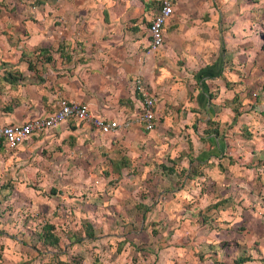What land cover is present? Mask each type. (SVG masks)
<instances>
[{
    "label": "crops",
    "instance_id": "crops-1",
    "mask_svg": "<svg viewBox=\"0 0 264 264\" xmlns=\"http://www.w3.org/2000/svg\"><path fill=\"white\" fill-rule=\"evenodd\" d=\"M157 2L0 0V124L44 116L61 96L85 104L94 116H132L140 109L133 80L140 78L154 97L151 131L133 124L107 136L69 121L42 133V140L53 134L52 139H74L75 146L86 141L109 149L148 138L159 143L164 138L157 137L159 129L172 125L170 140L178 138L179 128L186 129L191 147L185 155L199 163L221 162L228 144L231 169L238 166L239 148L250 160L264 158V0H170L163 45L147 53V25ZM244 105L246 119H240ZM240 138L246 146L233 143ZM195 143L201 149L194 155ZM16 159L1 143L0 165ZM233 195L237 192L231 190L235 201ZM226 202L217 199L212 205L220 209ZM41 231L42 244L57 245L43 243ZM163 246L154 264H164ZM258 251L264 256V244Z\"/></svg>",
    "mask_w": 264,
    "mask_h": 264
},
{
    "label": "rangeland",
    "instance_id": "rangeland-1",
    "mask_svg": "<svg viewBox=\"0 0 264 264\" xmlns=\"http://www.w3.org/2000/svg\"><path fill=\"white\" fill-rule=\"evenodd\" d=\"M241 110L246 119V105ZM185 130L170 140L172 125L162 126L159 143L109 149L40 133L11 149L17 159L0 165V184L10 183L0 198V264H154L163 245L164 264H232L236 256L248 261L239 264H264V158L250 160L239 148L231 169L228 144L221 162L199 163L185 155ZM133 149L139 154L128 155ZM200 149L195 143L193 154ZM44 223L53 225L56 246L38 239ZM84 223L93 227L91 240Z\"/></svg>",
    "mask_w": 264,
    "mask_h": 264
},
{
    "label": "built area",
    "instance_id": "built-area-1",
    "mask_svg": "<svg viewBox=\"0 0 264 264\" xmlns=\"http://www.w3.org/2000/svg\"><path fill=\"white\" fill-rule=\"evenodd\" d=\"M172 14L170 0H158L156 10L147 25L148 44L146 52L158 50L164 42V25ZM133 90L138 94L140 109L132 116L122 119H108L94 116L85 104L59 97L56 108L44 116H35L21 123L0 124V140L8 149H15L33 135L45 133L63 122L74 121L84 123L99 134L114 133L127 130L133 124H138L144 131H151L155 125L154 97L148 85L140 79L133 80Z\"/></svg>",
    "mask_w": 264,
    "mask_h": 264
},
{
    "label": "trees",
    "instance_id": "trees-1",
    "mask_svg": "<svg viewBox=\"0 0 264 264\" xmlns=\"http://www.w3.org/2000/svg\"><path fill=\"white\" fill-rule=\"evenodd\" d=\"M33 136H37V135H33ZM3 143L2 140H0V144ZM192 157L189 156L188 162L191 163L192 161ZM198 162V161H197ZM6 188H8V184H2L0 185V190H5ZM1 197H5V194L2 195L0 194ZM0 197V198H1ZM53 228V226L51 224H44L42 227V231H41V240L43 243L45 244H50L53 245L55 243H58L59 239L57 236H55L50 230ZM83 233H84V237L88 238V239H93L94 238V230L91 227V225L89 223H84L83 225ZM246 260V258L244 257H240V258H235L232 261V264H239V263H243Z\"/></svg>",
    "mask_w": 264,
    "mask_h": 264
}]
</instances>
